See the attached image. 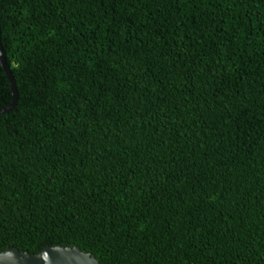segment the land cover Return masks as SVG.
<instances>
[{
  "label": "trees",
  "instance_id": "16d2710c",
  "mask_svg": "<svg viewBox=\"0 0 264 264\" xmlns=\"http://www.w3.org/2000/svg\"><path fill=\"white\" fill-rule=\"evenodd\" d=\"M0 43V252L264 264V0H0Z\"/></svg>",
  "mask_w": 264,
  "mask_h": 264
},
{
  "label": "water",
  "instance_id": "95a60500",
  "mask_svg": "<svg viewBox=\"0 0 264 264\" xmlns=\"http://www.w3.org/2000/svg\"><path fill=\"white\" fill-rule=\"evenodd\" d=\"M0 66L4 71L11 92V102L7 106L0 108V114H3L12 110L16 104L18 93L1 43ZM0 264H99V262L90 254L84 253L74 246L63 247L56 245L45 247L36 251L34 254L21 252L15 248H6L0 252Z\"/></svg>",
  "mask_w": 264,
  "mask_h": 264
},
{
  "label": "clouds",
  "instance_id": "9594fccd",
  "mask_svg": "<svg viewBox=\"0 0 264 264\" xmlns=\"http://www.w3.org/2000/svg\"><path fill=\"white\" fill-rule=\"evenodd\" d=\"M45 259H46V257H45Z\"/></svg>",
  "mask_w": 264,
  "mask_h": 264
}]
</instances>
